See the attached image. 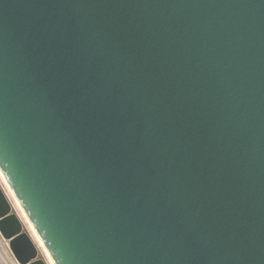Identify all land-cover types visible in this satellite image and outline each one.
Instances as JSON below:
<instances>
[{"label":"water","instance_id":"95a60500","mask_svg":"<svg viewBox=\"0 0 264 264\" xmlns=\"http://www.w3.org/2000/svg\"><path fill=\"white\" fill-rule=\"evenodd\" d=\"M0 171L54 264H264V0H0Z\"/></svg>","mask_w":264,"mask_h":264},{"label":"rangeland","instance_id":"374dc122","mask_svg":"<svg viewBox=\"0 0 264 264\" xmlns=\"http://www.w3.org/2000/svg\"><path fill=\"white\" fill-rule=\"evenodd\" d=\"M1 172V171H0ZM2 174V173H1ZM0 186L2 187V190L4 191L6 197L8 198L11 206H12V211H14L18 217L20 218V220L22 221L23 225H24V228L23 230L26 231L31 239L33 240V242L36 244V246H38V250H39V254H38V257L39 258H42L46 263L49 264L48 262V259H47V256H46V253L45 251L47 252V250L44 248L43 246V249H45V251H43V249L40 247V245L37 243L36 239L34 238V236L32 235L31 233V230L27 224V222L23 219V216L20 212V210L15 206L14 204V201L13 199L11 198V195L9 194L7 188L5 187L4 183L2 182L1 178H0ZM10 189V187H9ZM11 191V189H10ZM12 193V191H11ZM13 195V193H12ZM14 196V195H13ZM15 198V196H14ZM16 199V198H15ZM17 200V199H16ZM18 202V201H17ZM22 209V208H21ZM23 211V210H22ZM24 213V211H23ZM25 214V213H24ZM26 216V215H25ZM27 218V217H26ZM28 220V219H27ZM29 221V220H28ZM30 223V222H29ZM31 224V223H30ZM36 233V232H35ZM37 235V234H36ZM38 236V235H37ZM39 238V237H38ZM48 253V252H47ZM49 255V254H48ZM50 257V256H49ZM53 262V261H52ZM0 264H17L13 255L11 254L9 248H8V244H7V241L4 240L1 235H0ZM54 264V263H53Z\"/></svg>","mask_w":264,"mask_h":264},{"label":"bare ground","instance_id":"6f19581e","mask_svg":"<svg viewBox=\"0 0 264 264\" xmlns=\"http://www.w3.org/2000/svg\"><path fill=\"white\" fill-rule=\"evenodd\" d=\"M0 178H1L2 182L4 183L5 187L7 188L9 194L11 195V198L13 199L15 206L20 210V212H21V214H22V216H23V219L27 222V224H28V226H29V228H30V230H31L32 235L34 236V238L36 239V241H37V243L40 245V247L43 249V246H42V242H41V240L38 238V236L36 235V233H35V231H34L32 225H31V224L29 223V221L27 220V218H26L25 214L23 213V211H22V209H21L19 203L17 202V200H16V199L14 198V196L12 195V193H11V191H10V189H9V186L7 185V183H6V181H5L4 177H3V175L1 174V172H0ZM43 251H45V249H43ZM45 253H46V256H47V259H48L49 264H53V262H52L51 258L49 257L48 253H47L46 251H45Z\"/></svg>","mask_w":264,"mask_h":264}]
</instances>
